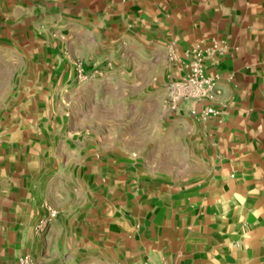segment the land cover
<instances>
[{
    "label": "crops",
    "instance_id": "crops-1",
    "mask_svg": "<svg viewBox=\"0 0 264 264\" xmlns=\"http://www.w3.org/2000/svg\"><path fill=\"white\" fill-rule=\"evenodd\" d=\"M0 31V264H264V0H0ZM197 54L212 97L173 102Z\"/></svg>",
    "mask_w": 264,
    "mask_h": 264
},
{
    "label": "built area",
    "instance_id": "built-area-1",
    "mask_svg": "<svg viewBox=\"0 0 264 264\" xmlns=\"http://www.w3.org/2000/svg\"><path fill=\"white\" fill-rule=\"evenodd\" d=\"M186 72L176 81L169 85V93L173 102L187 98H208L212 97L215 89L216 76H207L204 72L201 55L197 54L195 58L185 63ZM76 78L80 81L88 79V75L81 66L76 67ZM214 108L209 107L201 111L199 118H206L215 115ZM46 215L40 218L34 225V233L37 235H46L50 228V223L55 217V211L48 205H44ZM30 255H20L16 264H31Z\"/></svg>",
    "mask_w": 264,
    "mask_h": 264
},
{
    "label": "rangeland",
    "instance_id": "rangeland-1",
    "mask_svg": "<svg viewBox=\"0 0 264 264\" xmlns=\"http://www.w3.org/2000/svg\"><path fill=\"white\" fill-rule=\"evenodd\" d=\"M3 42L5 43V41H3L1 39V31H0V69H2L4 66V60L2 59V57H3L2 55H3V53H6L7 51H9L7 45H5ZM91 77H92V81H94V82L99 79V76L96 73L88 75V79ZM88 79L84 80V81H80L76 78L77 83L82 84V85L86 84L87 83L86 81H88ZM96 82L98 83L99 81H96ZM4 95H5V93L0 92V104H1L2 100H4ZM107 97L110 99H114V95L110 94V93H107ZM126 110H127L128 114H130L129 112L131 111V109H126ZM127 112L125 114H127ZM112 126H114V125H112Z\"/></svg>",
    "mask_w": 264,
    "mask_h": 264
}]
</instances>
